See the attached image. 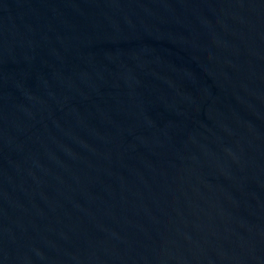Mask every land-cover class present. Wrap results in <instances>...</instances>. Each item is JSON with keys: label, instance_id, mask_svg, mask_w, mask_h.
Segmentation results:
<instances>
[{"label": "water", "instance_id": "water-1", "mask_svg": "<svg viewBox=\"0 0 264 264\" xmlns=\"http://www.w3.org/2000/svg\"><path fill=\"white\" fill-rule=\"evenodd\" d=\"M0 264H264V0H0Z\"/></svg>", "mask_w": 264, "mask_h": 264}]
</instances>
